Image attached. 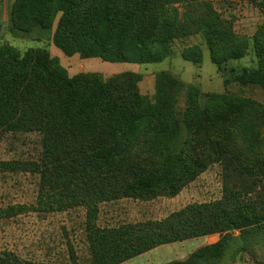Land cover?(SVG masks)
<instances>
[{"label": "trees", "instance_id": "16d2710c", "mask_svg": "<svg viewBox=\"0 0 264 264\" xmlns=\"http://www.w3.org/2000/svg\"><path fill=\"white\" fill-rule=\"evenodd\" d=\"M259 4L264 11V0ZM225 23L207 0H16L10 15L13 30H48L67 56L79 53L111 63H158L172 55L174 40L201 33L219 69L243 57L247 49L227 48L214 54L215 44L235 45L234 33ZM260 33L263 38L256 36L254 41L257 67H243L235 80L264 89V25ZM182 57L201 61L198 53L187 50ZM139 80L130 72L107 79L97 74L69 77L43 49L23 55L9 48L0 51V133L37 132L43 148L40 162L0 161L1 172L30 171L41 176L36 204L2 208L0 218L86 208L91 264H122L160 245L264 227V168L257 170L242 161L234 165L232 158H239L229 128L236 118L245 119L251 132L264 127V106L200 94L166 73L157 82V98L152 102L139 94ZM180 95H185L182 110L177 108ZM211 125L222 129L210 134ZM182 134V146L177 147ZM214 162L225 165L224 189L230 199L192 203L159 221L111 229L95 225L99 204L173 197ZM228 239L225 235L186 259L166 264L219 259ZM0 264L44 263L2 251Z\"/></svg>", "mask_w": 264, "mask_h": 264}, {"label": "rangeland", "instance_id": "374dc122", "mask_svg": "<svg viewBox=\"0 0 264 264\" xmlns=\"http://www.w3.org/2000/svg\"><path fill=\"white\" fill-rule=\"evenodd\" d=\"M16 0H0V51L13 49L19 55L29 50L43 49L58 60L59 67L69 77L97 74L104 78L130 72L140 76L137 82L139 94L154 102L160 76L164 73L186 85L195 87L200 94L210 93L229 100L254 101L264 106V89L257 84H243L235 80L243 67L256 68L259 58L254 51L256 36L263 38L264 11L259 0H207L234 33L235 45L215 44L214 54L227 48H245L243 57L231 59L219 69L201 33L176 39L172 43V55L158 63H111L99 58H85L79 53L65 55L52 41V33L35 28L30 33L15 31L10 25V15ZM198 2L200 0H197ZM182 4V3H180ZM179 6V5H177ZM187 6V3H184ZM180 8V11H183ZM61 13L54 21V32ZM184 50L198 53L201 61L193 62L182 57ZM202 104L206 99L200 97ZM178 110L185 108V95L179 96ZM203 113L204 124L208 119ZM229 128L234 140L231 146L239 162L251 164L257 170L264 168V127L251 132L246 120L236 118ZM236 122V123H235ZM222 128L211 125L207 130L217 135ZM183 134L177 147L182 146ZM41 136L37 132L17 134L0 133V161H39L43 154ZM152 151H157L155 148ZM40 162V161H39ZM40 173L30 171H0V209L15 205H32L38 201L41 186ZM226 169L222 162L209 164L195 179L173 197L158 195L152 199L122 198L98 205L94 220L96 226L108 229L146 221H159L189 204L214 203L230 199L225 191ZM264 187V181L262 182ZM60 185H54L60 192ZM58 197V196H57ZM63 197V195L61 196ZM232 203L231 200H229ZM86 208L76 206L61 211H28L11 217L0 218V252L10 251L18 257L44 264H91V252L87 242ZM228 235L223 256L201 264H264V227L255 230L234 229L223 233L160 245L123 264H166L186 259L192 252L208 244L220 241ZM75 261V263H74Z\"/></svg>", "mask_w": 264, "mask_h": 264}, {"label": "crops", "instance_id": "0c3cea01", "mask_svg": "<svg viewBox=\"0 0 264 264\" xmlns=\"http://www.w3.org/2000/svg\"><path fill=\"white\" fill-rule=\"evenodd\" d=\"M140 256V255H139ZM127 262V261H126ZM125 263V262H124ZM123 264V263H122Z\"/></svg>", "mask_w": 264, "mask_h": 264}]
</instances>
